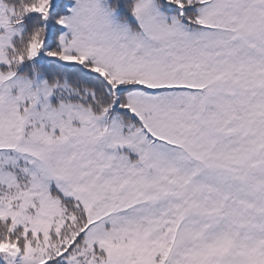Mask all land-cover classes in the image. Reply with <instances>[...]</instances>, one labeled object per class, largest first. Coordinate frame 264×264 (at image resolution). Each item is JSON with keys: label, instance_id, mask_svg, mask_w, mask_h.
<instances>
[{"label": "snow or ice", "instance_id": "6c2138e0", "mask_svg": "<svg viewBox=\"0 0 264 264\" xmlns=\"http://www.w3.org/2000/svg\"><path fill=\"white\" fill-rule=\"evenodd\" d=\"M0 264H264V0H0Z\"/></svg>", "mask_w": 264, "mask_h": 264}]
</instances>
